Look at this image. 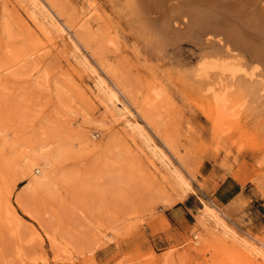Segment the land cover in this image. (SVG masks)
Returning <instances> with one entry per match:
<instances>
[{
    "label": "rangeland",
    "instance_id": "rangeland-1",
    "mask_svg": "<svg viewBox=\"0 0 264 264\" xmlns=\"http://www.w3.org/2000/svg\"><path fill=\"white\" fill-rule=\"evenodd\" d=\"M39 1L62 30L0 0V264H264V98L151 44L127 0ZM40 146L58 170L33 190Z\"/></svg>",
    "mask_w": 264,
    "mask_h": 264
},
{
    "label": "bare ground",
    "instance_id": "bare-ground-1",
    "mask_svg": "<svg viewBox=\"0 0 264 264\" xmlns=\"http://www.w3.org/2000/svg\"><path fill=\"white\" fill-rule=\"evenodd\" d=\"M31 4L36 7V10L37 8L42 9L44 16L48 17L47 19L51 22L49 24L54 25L56 31L62 30L61 25L57 23L58 21L56 22L42 2L31 0ZM125 8L142 35L151 44L159 46L165 41H169V39L187 38L195 45L202 47V59L199 64L198 76L205 78V76L209 77L213 71H219V77L227 79L229 84L236 88L239 95L243 97L244 103H251L250 101L253 103L256 100L263 101L264 0H127ZM85 20L87 19L85 18ZM182 24L185 28L180 29L178 26ZM76 33L78 34V32ZM246 54L250 56V59H247ZM113 83L119 89L118 84ZM102 85L104 89L107 88V101H110L113 107L110 112L111 115L118 114L124 120L126 118L128 126L140 131L137 126L138 123L135 124L132 121L131 116L133 114L127 104H123L120 110H116L114 100L117 91L115 92L113 88L104 85L103 82ZM234 100L236 101V99ZM90 134L94 136L93 133ZM79 139L81 138L79 137L77 141ZM43 147L37 148L33 159L25 163V168L30 174L33 190L46 189V187L53 184L54 178L57 176L58 169H55L58 163V156L55 155L56 148L51 151L50 149L42 150ZM152 147L156 148L157 146L154 144ZM160 153L161 158H164L163 153ZM35 166L39 167L35 168L40 174L38 177L31 175ZM174 172L180 175L177 170H174Z\"/></svg>",
    "mask_w": 264,
    "mask_h": 264
}]
</instances>
